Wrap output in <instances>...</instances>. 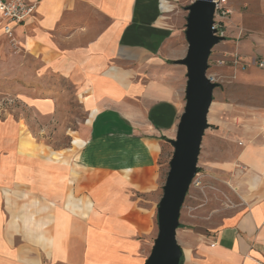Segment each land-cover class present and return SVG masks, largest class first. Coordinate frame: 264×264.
<instances>
[{
	"label": "crops",
	"instance_id": "obj_1",
	"mask_svg": "<svg viewBox=\"0 0 264 264\" xmlns=\"http://www.w3.org/2000/svg\"><path fill=\"white\" fill-rule=\"evenodd\" d=\"M27 1L36 10L14 30L23 52L71 81L89 121L69 162L0 121V264H144L157 208L146 198L159 194L183 114L187 70L175 63L188 11L183 0ZM252 41L264 63V33ZM255 134L221 165L243 209L210 237L180 228L184 264L264 263V129Z\"/></svg>",
	"mask_w": 264,
	"mask_h": 264
},
{
	"label": "rangeland",
	"instance_id": "obj_2",
	"mask_svg": "<svg viewBox=\"0 0 264 264\" xmlns=\"http://www.w3.org/2000/svg\"><path fill=\"white\" fill-rule=\"evenodd\" d=\"M193 2L183 0L181 6L187 9ZM233 7H238L239 13L235 14ZM227 8L231 14L226 19L215 16V27L226 40L213 49L208 76L219 86L214 91L210 128L203 138L200 172L187 194L180 219L182 229L199 230L207 237L243 209L233 172L223 170L221 165L234 163L238 150L264 129V67L259 65L262 59L256 52L260 46L252 41L255 35L264 33L262 0H228ZM186 25L187 19L185 31ZM3 32L0 26V121L25 126L42 146L66 152L69 162L78 152L67 151L73 148L72 133L81 137L89 121L82 99L69 79L51 70L43 71L38 59L25 54L14 32L12 36ZM240 42H248L249 54H245L250 51L247 45L238 50ZM182 103L183 113L185 93ZM169 149L160 163L163 176L159 194L146 198L157 208L152 235L140 239L138 256L144 264L158 236L157 210L174 154L171 144Z\"/></svg>",
	"mask_w": 264,
	"mask_h": 264
},
{
	"label": "water",
	"instance_id": "obj_3",
	"mask_svg": "<svg viewBox=\"0 0 264 264\" xmlns=\"http://www.w3.org/2000/svg\"><path fill=\"white\" fill-rule=\"evenodd\" d=\"M217 5L214 0H195L188 8L186 57L176 61L187 70L185 109L175 140L169 143L174 154L169 164L163 198L157 210L158 236L145 264H180L183 249L177 241L181 211L198 175V164L209 114L218 84L208 76L213 49L226 37L215 27Z\"/></svg>",
	"mask_w": 264,
	"mask_h": 264
},
{
	"label": "built area",
	"instance_id": "obj_4",
	"mask_svg": "<svg viewBox=\"0 0 264 264\" xmlns=\"http://www.w3.org/2000/svg\"><path fill=\"white\" fill-rule=\"evenodd\" d=\"M214 2L217 5L216 15L226 19L231 14V11L227 8L228 0H214ZM35 10L36 4L27 0H0V26L4 33L12 36L15 28L25 23ZM259 65L264 67L262 62ZM241 144L243 145V143Z\"/></svg>",
	"mask_w": 264,
	"mask_h": 264
},
{
	"label": "trees",
	"instance_id": "obj_5",
	"mask_svg": "<svg viewBox=\"0 0 264 264\" xmlns=\"http://www.w3.org/2000/svg\"><path fill=\"white\" fill-rule=\"evenodd\" d=\"M219 86V85H218ZM200 172V169H198V173ZM159 207V206H158ZM182 228V226H180ZM180 264H184V255L181 258Z\"/></svg>",
	"mask_w": 264,
	"mask_h": 264
}]
</instances>
